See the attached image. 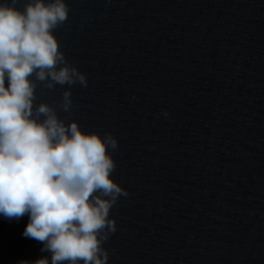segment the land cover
<instances>
[{"label": "water", "instance_id": "1", "mask_svg": "<svg viewBox=\"0 0 264 264\" xmlns=\"http://www.w3.org/2000/svg\"><path fill=\"white\" fill-rule=\"evenodd\" d=\"M65 2L53 34L87 87L38 83L34 107L118 141L106 264H264V0ZM28 222L0 214V264H51Z\"/></svg>", "mask_w": 264, "mask_h": 264}, {"label": "clouds", "instance_id": "2", "mask_svg": "<svg viewBox=\"0 0 264 264\" xmlns=\"http://www.w3.org/2000/svg\"><path fill=\"white\" fill-rule=\"evenodd\" d=\"M68 16L65 0H28L23 11L0 3V214H27L22 235L40 242L51 264H106L103 244L117 227L110 211L129 195L111 175L109 148L118 141L82 131L76 120L66 124L55 104L34 107L38 83L87 87V75L67 61L53 34ZM71 96L69 87L59 104L64 112L73 108Z\"/></svg>", "mask_w": 264, "mask_h": 264}]
</instances>
